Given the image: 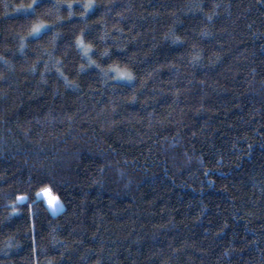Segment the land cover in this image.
<instances>
[{
    "label": "trees",
    "instance_id": "obj_1",
    "mask_svg": "<svg viewBox=\"0 0 264 264\" xmlns=\"http://www.w3.org/2000/svg\"><path fill=\"white\" fill-rule=\"evenodd\" d=\"M31 3L0 0V264H264V0Z\"/></svg>",
    "mask_w": 264,
    "mask_h": 264
},
{
    "label": "snow or ice",
    "instance_id": "obj_2",
    "mask_svg": "<svg viewBox=\"0 0 264 264\" xmlns=\"http://www.w3.org/2000/svg\"><path fill=\"white\" fill-rule=\"evenodd\" d=\"M39 6V0H32L31 4L28 5H21L19 10H23V11H35V7ZM58 7V6H57ZM69 8L72 7L71 4L68 5ZM86 8H91L93 7V5L91 3L85 5ZM209 20L212 19L211 16L208 17ZM47 27L44 24H38L36 25L33 29H32V33L31 34H38L40 33L41 29ZM174 42H179V38L177 37L176 40ZM76 44L79 48H82L84 51V54L87 55L89 51H91V45H85L84 40L78 39L76 41ZM104 55H108V53H104ZM195 60H198L199 57H194ZM94 63V62H93ZM91 66V65H90ZM97 67H99L97 65ZM33 70H35V68L33 67ZM114 71H116L118 73V77L119 79H124V80H128V81H132L134 80L133 75L130 72L127 71H121L120 69H115ZM35 197L37 199V201L41 200V198H43L44 200H46L47 202V208L50 212H52L53 214L62 210L64 208V204L61 200V198L58 195H54L53 194V190L51 187H43L40 189V191L35 193ZM17 201L19 202H25L28 200L27 196H18ZM11 215H19V213L16 211L15 207L13 206V211L11 213ZM49 264H51V262H49Z\"/></svg>",
    "mask_w": 264,
    "mask_h": 264
},
{
    "label": "rangeland",
    "instance_id": "obj_3",
    "mask_svg": "<svg viewBox=\"0 0 264 264\" xmlns=\"http://www.w3.org/2000/svg\"><path fill=\"white\" fill-rule=\"evenodd\" d=\"M42 200H44L43 198H41ZM45 202V201H44Z\"/></svg>",
    "mask_w": 264,
    "mask_h": 264
}]
</instances>
